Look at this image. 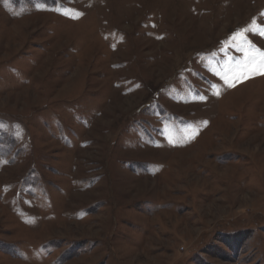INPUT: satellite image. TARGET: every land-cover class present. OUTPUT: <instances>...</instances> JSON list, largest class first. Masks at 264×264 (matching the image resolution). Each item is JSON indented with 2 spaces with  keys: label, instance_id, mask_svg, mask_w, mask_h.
<instances>
[{
  "label": "rangeland",
  "instance_id": "rangeland-1",
  "mask_svg": "<svg viewBox=\"0 0 264 264\" xmlns=\"http://www.w3.org/2000/svg\"><path fill=\"white\" fill-rule=\"evenodd\" d=\"M0 264H264V0H0Z\"/></svg>",
  "mask_w": 264,
  "mask_h": 264
}]
</instances>
